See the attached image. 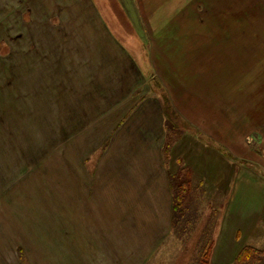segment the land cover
I'll return each instance as SVG.
<instances>
[{"label":"rangeland","instance_id":"374dc122","mask_svg":"<svg viewBox=\"0 0 264 264\" xmlns=\"http://www.w3.org/2000/svg\"><path fill=\"white\" fill-rule=\"evenodd\" d=\"M124 1L82 0L81 5L78 0H0V264H194L202 243L219 237L227 198L210 183H203L192 206L200 218L183 238L170 230L162 240L149 239L150 229L163 222L161 213L136 214L147 229L138 230L141 243L136 240L137 231L132 239L124 237L126 241L117 235L120 214L100 213L102 202L97 204L89 193L95 170L90 161L105 154L106 127L96 126L92 132L85 122L90 116L93 122L101 120L111 104L108 95L128 98L141 93L160 99L165 112L171 105V121L180 130L201 133L173 113L170 86L157 81L153 62H159L163 74L174 76L166 69L168 59L177 57L169 51L171 37L167 36L184 30L189 33L185 41H190V53L178 56H190V60L176 63L174 72L190 79L192 68V74L203 73L199 78L210 77L204 89L212 88L217 79L218 31L237 24L235 14L241 15L244 29L258 28L259 58H264V0H139L148 27L157 33L152 55L149 39L137 32L144 30L138 20V3ZM193 33L204 36L192 37ZM136 47L147 51L141 55L145 61L138 60ZM126 50H131V63L140 80L108 85L110 64L129 62ZM119 73L123 76L124 71ZM126 104L121 101L118 106L127 108ZM119 157L115 162L119 167L111 165L117 177L124 173L123 159L130 162L122 150ZM85 158L88 165H82ZM107 176L105 172L106 190ZM198 178H194L196 185L202 182ZM112 185L116 188L120 182L114 179ZM118 192L117 197L111 196L121 204L133 195ZM103 222L112 233L107 240L98 230ZM91 224L96 229L91 230ZM83 234L88 240L94 235L96 244L89 245L83 238L80 245Z\"/></svg>","mask_w":264,"mask_h":264},{"label":"crops","instance_id":"0c3cea01","mask_svg":"<svg viewBox=\"0 0 264 264\" xmlns=\"http://www.w3.org/2000/svg\"><path fill=\"white\" fill-rule=\"evenodd\" d=\"M78 1L82 5V0ZM122 2L125 4L124 0ZM136 2L138 20L144 28V30L138 28L137 32L140 38L149 39L152 44L150 48L152 55L155 53L154 42L157 43L158 40L152 39L157 33L148 27L147 17L139 8V0ZM240 17L241 15L235 14V19L239 22L232 23L229 30L218 31V66L214 68L217 79H214L212 88L204 89L206 82L211 83L210 77L199 78L203 73L192 74V68L190 79L174 72L178 70L176 63L188 64L190 60V56L187 58L178 56L190 53V41H185L189 33L184 30L171 32L167 36L171 37L169 51L177 57L168 59L171 62L166 69L173 72L174 76L168 77L163 74L159 62H153L160 81L154 80L166 88L170 86L168 91L176 113L184 121L196 125L201 130V133L189 129L181 130V135L173 143L169 161L164 153L167 115L160 99L154 100L151 96L146 98L141 93L131 94L128 98L108 95V102L111 104L99 118L101 120L93 122L92 116L86 120L85 125L87 128L90 127L92 132L96 126H105L107 131L104 156L97 161H90L95 170L89 180V193L92 200L95 201L96 198L97 204L102 202V207L97 205L98 209L101 207L100 213L104 214L106 210L120 214L116 234H122L123 240L128 236L132 239L137 231L135 237L137 242L141 243L138 230L147 229L143 219L136 214L163 215L162 224L150 229L151 233H147L149 239L158 237V240H162L169 235L170 230L172 231L173 199L170 176L178 171L179 160L183 159L194 169L196 179L200 176L198 180L210 183L227 198L219 237L214 239L210 263L234 264L244 246L264 249V63H261L264 58H259L258 28L244 29ZM108 19L113 20L112 14H108ZM235 19L233 22H236ZM201 36L204 34H192V37ZM128 52L126 50L129 62L113 61L110 64L108 85L121 86L125 85L128 79L131 83L140 80L139 73V77L134 73L137 69L132 64L131 50ZM144 52L147 51L136 47L135 53L140 54L139 61L142 58L145 61L146 56H141ZM134 65L140 72L139 62L135 60ZM121 70L124 71L123 76L119 73ZM143 70L145 68L142 67ZM129 72L131 77L127 78ZM142 79L146 81V77ZM198 80L206 81L198 83ZM121 101L128 103L127 108L125 105H122V109L119 108L118 104ZM112 105L113 108L109 109ZM81 118L83 124V115ZM80 132H83V129ZM121 150L130 162L128 164L127 159H123L124 173L117 177L111 172L113 170L111 165L116 162ZM88 160L85 158L82 165H88ZM115 166L119 167L117 163ZM105 172H108L106 180L108 192L103 187ZM111 179H116L120 185L115 188ZM121 190L125 196H128L129 192L133 193L130 200L122 204L114 202L111 196L117 197L115 192L120 193ZM149 201L154 205L151 203L147 205ZM103 221L107 220L104 218ZM104 222L98 230L102 231V236L107 240L112 237V233L108 231V226ZM90 228L94 230L96 226L91 224ZM83 238L89 245L96 244L94 235L88 240L83 234L80 236V245L83 244Z\"/></svg>","mask_w":264,"mask_h":264},{"label":"trees","instance_id":"16d2710c","mask_svg":"<svg viewBox=\"0 0 264 264\" xmlns=\"http://www.w3.org/2000/svg\"><path fill=\"white\" fill-rule=\"evenodd\" d=\"M172 106L167 105V138L164 148L166 159L169 161L171 158V150L174 141L181 135L180 126L171 121L170 110ZM173 113L176 111L173 110ZM180 116L178 113H176ZM179 169L176 173L170 176L172 199H173V215H172V231L183 238L184 233H188L191 230L193 224L199 220L197 208L192 210V206L196 203L197 195L201 192L203 180H199L200 184H194V178L196 174L194 169L187 165L183 159L179 160ZM196 180V179H195ZM213 242L202 243V253L195 260L194 264H211L210 257L214 250ZM234 264H264V249L254 246H244L238 253Z\"/></svg>","mask_w":264,"mask_h":264}]
</instances>
